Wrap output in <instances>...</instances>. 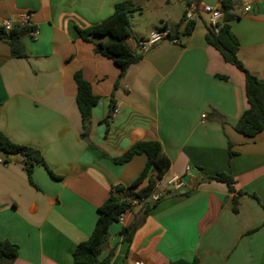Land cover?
<instances>
[{
	"label": "crops",
	"instance_id": "1",
	"mask_svg": "<svg viewBox=\"0 0 264 264\" xmlns=\"http://www.w3.org/2000/svg\"><path fill=\"white\" fill-rule=\"evenodd\" d=\"M123 1L0 0V24L28 17L39 32L24 38L27 58H13L0 40V130L39 150L46 164L35 165L33 183L20 156L0 164V240L18 245L12 264H72L111 189L132 185L145 168V155L125 164L112 160L141 140L160 142L171 161L157 184L165 195L148 214L138 205L124 224H112L100 259L264 264V130L250 138L234 128L248 108L244 73L206 42L204 13L181 44L163 40L141 49L139 40L180 23L185 6L182 0H132L140 10L130 14L131 46L142 58L119 79V67L95 53L77 27L107 19ZM232 1L238 57L264 79V0ZM200 3L219 7L222 0ZM76 72L99 96L86 136ZM219 173L233 176L236 191L214 179ZM172 175L186 182L178 193L166 185ZM133 222L138 227L127 241L123 229Z\"/></svg>",
	"mask_w": 264,
	"mask_h": 264
},
{
	"label": "trees",
	"instance_id": "2",
	"mask_svg": "<svg viewBox=\"0 0 264 264\" xmlns=\"http://www.w3.org/2000/svg\"><path fill=\"white\" fill-rule=\"evenodd\" d=\"M199 2L201 0H198ZM232 0H222L224 12L223 22L218 33L208 27L205 36L206 42L214 47L223 59L242 71L245 75V89L248 108L244 111L236 125L235 130L246 137L253 138L264 130V79L251 74L238 57L240 42L231 28L230 22L235 18L232 14L234 8ZM136 1L127 0L117 3L113 14L107 19L89 26L87 28L77 27L81 39L92 42L95 46V53L112 60L120 69L119 79L123 78L127 69L139 62L142 58L131 46L135 39L130 22V14L139 11ZM185 18L176 25H164L162 29H169V39H182L189 36L195 28L194 21H187ZM35 27L30 23L27 25L15 24L7 31L0 24V40L5 41L11 50L13 58H27L28 52L24 43V38ZM93 37H105L104 41H94ZM226 78V77H223ZM74 80L77 85V105L80 111L84 128V136L91 124L92 110L99 101V96L95 95L91 83L84 78L81 72H76ZM108 125L109 120H105ZM10 154L20 156V163L26 174L32 181V173L36 164L46 166L43 156L36 148L17 144L11 141L7 135L0 130V156L5 163H10ZM232 155L233 152H230ZM137 155H145L147 162L145 168L130 186H115L111 189L110 196L99 208V217L90 237L79 243L73 252L72 264H109V258L100 259L103 249L108 244L109 229L114 223L119 222V218L128 210L133 209V202L137 200L142 207L144 215L151 209V202L148 201L151 193L156 189L158 182L163 179L171 166L170 159L164 153L160 142L152 140H141L135 142L121 156L113 158L117 164H125ZM225 183L231 191L235 190V179L226 173H219L214 178ZM237 194H242L238 191ZM238 210V200L234 199V211ZM137 222L123 229L127 233L126 240L131 241ZM19 247L9 240H0V264H12L18 257ZM171 264H198V260L192 262L178 260Z\"/></svg>",
	"mask_w": 264,
	"mask_h": 264
},
{
	"label": "built area",
	"instance_id": "3",
	"mask_svg": "<svg viewBox=\"0 0 264 264\" xmlns=\"http://www.w3.org/2000/svg\"><path fill=\"white\" fill-rule=\"evenodd\" d=\"M182 3L185 6V15L184 18L186 21H193L195 20L201 13L206 14L207 16V23L208 27L211 28L215 33H218L221 23L223 22L224 18V12L221 6H213L208 4H199L196 0H182ZM250 10V7L245 8V12H248ZM30 24L29 18L26 17L22 21H20L19 25H27ZM2 26L7 30H11L14 27V24L10 20H5L2 22ZM39 32L38 30L34 29L29 32V36L33 38H37ZM169 29H157L150 33V35L145 38L141 39L138 42V46L143 49L147 50L151 48L156 43L163 41V40H169L174 44H181L182 41L180 39H172L169 38ZM117 112V111H115ZM0 164H6L4 162V158L0 156ZM187 172H191L192 167L188 166ZM185 180L178 176V175H172L167 179L166 185L169 190H172L176 193H178L181 189L185 187ZM165 195V190H160L156 187V189L151 193L148 201L152 204L158 203ZM140 205L137 200L133 202V208ZM133 210V209H132ZM126 211L124 214H122L119 218V223L124 224L125 223V214L129 211ZM135 264H143L142 262L138 261Z\"/></svg>",
	"mask_w": 264,
	"mask_h": 264
},
{
	"label": "water",
	"instance_id": "4",
	"mask_svg": "<svg viewBox=\"0 0 264 264\" xmlns=\"http://www.w3.org/2000/svg\"><path fill=\"white\" fill-rule=\"evenodd\" d=\"M10 159H11L12 161L16 160V155H15V154H10Z\"/></svg>",
	"mask_w": 264,
	"mask_h": 264
},
{
	"label": "rangeland",
	"instance_id": "5",
	"mask_svg": "<svg viewBox=\"0 0 264 264\" xmlns=\"http://www.w3.org/2000/svg\"><path fill=\"white\" fill-rule=\"evenodd\" d=\"M21 158V157H20Z\"/></svg>",
	"mask_w": 264,
	"mask_h": 264
}]
</instances>
